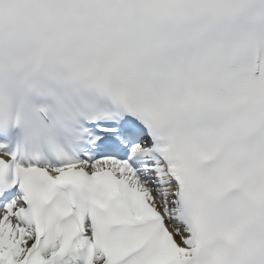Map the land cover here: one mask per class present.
<instances>
[{
    "label": "snow or ice",
    "instance_id": "obj_1",
    "mask_svg": "<svg viewBox=\"0 0 264 264\" xmlns=\"http://www.w3.org/2000/svg\"><path fill=\"white\" fill-rule=\"evenodd\" d=\"M0 264H264V0H0Z\"/></svg>",
    "mask_w": 264,
    "mask_h": 264
}]
</instances>
